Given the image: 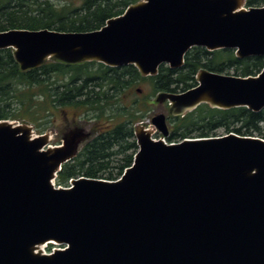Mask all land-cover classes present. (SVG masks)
<instances>
[{"label": "water", "instance_id": "1", "mask_svg": "<svg viewBox=\"0 0 264 264\" xmlns=\"http://www.w3.org/2000/svg\"><path fill=\"white\" fill-rule=\"evenodd\" d=\"M244 0H140L99 30L0 32L22 70L46 60L74 65H133L151 77L160 65H183L192 47L264 56V6ZM196 86L157 94L170 117L206 104L264 109V68L235 77L200 70ZM167 137V117L151 118ZM137 124L138 147L116 181L80 177L52 181L88 137L76 130L51 147L47 134L0 121V264H264V140L228 134L154 140ZM66 244L45 255L38 246Z\"/></svg>", "mask_w": 264, "mask_h": 264}, {"label": "trees", "instance_id": "2", "mask_svg": "<svg viewBox=\"0 0 264 264\" xmlns=\"http://www.w3.org/2000/svg\"><path fill=\"white\" fill-rule=\"evenodd\" d=\"M0 0V32L11 29L59 32L99 30L107 20L120 16L140 0ZM246 7L264 6V0H245ZM264 68V56L239 59L231 49L207 51L192 47L180 68L165 64L151 77H141L133 65L111 68L97 62L64 64L56 60L22 70L13 58V49L0 50V121H37L49 111L74 109L77 116L93 114L94 123L107 122L90 134L77 155L62 165L56 186H66L79 177L114 181L130 167L137 152L133 125L142 122L146 103L132 100L126 107L106 115V109L120 104L141 81L152 88L151 96L178 93L196 86L200 70L235 76H256ZM35 90V91H34ZM38 99V100H37ZM168 142L215 136L218 129L240 136L264 139V109L252 112L245 107L228 110L199 105L183 117H168ZM38 131L41 133L44 128Z\"/></svg>", "mask_w": 264, "mask_h": 264}, {"label": "rangeland", "instance_id": "3", "mask_svg": "<svg viewBox=\"0 0 264 264\" xmlns=\"http://www.w3.org/2000/svg\"><path fill=\"white\" fill-rule=\"evenodd\" d=\"M55 3H58V0H53ZM243 8L247 9L246 5H245V0L243 1ZM54 59H48L47 61H51ZM224 75H231V76H235L234 71L229 70V72L224 73ZM137 90H140V92H137ZM35 91V90H34ZM152 93V88L150 86V83L147 81H141L139 84H137L134 89L132 91H130L129 93H127L128 95H126L125 97H122L120 104H115L111 107H108L106 109V115H111L114 112H116L117 108H123L126 107L132 100H136L139 103H142V100L146 99L148 105H146L143 109L146 111V113L144 114V117L142 118V122H139L137 124H141L144 128L148 129L151 131V137L153 139L159 140L160 137H162L152 126H151V118L158 113H163L166 115V117H170L169 115V105L167 102H162L159 103L157 101V95L155 96H151ZM38 100V99H37ZM64 111H67L68 116L69 117H78L76 124L78 127H82L84 129H86V131L90 130L91 125L94 123V115L93 114H82L80 116H77L78 114L74 112V109L67 107L64 109ZM55 115L53 116V121L51 124H43L44 121L46 120H37V121H17V120H12V122H14L15 124H20V125H28L31 130H32V135H43V134H47L49 136V145L51 147L59 145L62 141V135H56L53 133L52 129L53 128H58L60 131H62V129L64 130V125L68 124L69 122H67L65 124V116L63 115V112L61 110L58 111H54ZM72 113V114H71ZM172 118V117H171ZM71 119V118H70ZM69 119V120H70ZM64 123V125H62ZM38 124H41L40 128H44V130L40 133L37 129ZM133 125V129L134 127L137 125ZM105 125H107V122H105L104 120H102L99 123H95V126L98 127V129L103 128ZM167 126H168V121H167ZM169 128V126H168ZM170 130V129H169ZM85 131V130H84ZM228 133L223 130V129H218L215 132V136L214 137H221L224 135H227ZM256 136V135H254ZM91 138V136H88L85 140V142L87 140H89ZM84 142V143H85ZM82 146L80 145L78 147V152L80 150ZM77 152V153H78ZM76 153V155H77ZM54 247L53 244H48L47 247L45 249H38L41 251H46L47 253L50 252L52 250V248Z\"/></svg>", "mask_w": 264, "mask_h": 264}, {"label": "flooded vegetation", "instance_id": "4", "mask_svg": "<svg viewBox=\"0 0 264 264\" xmlns=\"http://www.w3.org/2000/svg\"><path fill=\"white\" fill-rule=\"evenodd\" d=\"M137 92H140V90H137ZM142 103H146V104H148L147 103V101H146V99L144 100H142ZM62 112H63V115L65 116V124L67 123V122H69L68 124H66V125H64V123L62 124V125H64V130L62 129V131H60L58 128H53L52 129V131H53V133L54 134H56V135H62V140H63V138L64 137H66V136H68L69 134H71V133H73L74 131H76V130H79V129H82V130H85V132L88 134V136L90 135V134H93V132H97V131H99V129H98V127L97 126H95V123H93L92 125H91V127H90V130L89 131H86V129H84V128H82V127H78L77 126V124H76V121H77V119H78V117H75V118H73L72 116L71 117H69L68 116V113H67V111H64V110H61ZM50 113H49V115L48 116H46V117H44L42 120H45L44 121V123L43 124H51L52 123V119H53V116L55 115V113L54 112H52V111H49ZM72 114V113H71ZM71 118V119H70ZM70 119V120H69ZM86 140V139H85ZM85 140H83L81 143H80V145L81 146H83V144H84V142H85ZM62 142V141H61ZM79 145V146H80Z\"/></svg>", "mask_w": 264, "mask_h": 264}, {"label": "built area", "instance_id": "5", "mask_svg": "<svg viewBox=\"0 0 264 264\" xmlns=\"http://www.w3.org/2000/svg\"><path fill=\"white\" fill-rule=\"evenodd\" d=\"M161 140L164 141L163 138H161ZM69 183H70V181H69ZM45 248H46V245H45L44 249H45ZM65 249H66V246H65V245H59L58 247L53 248L51 252H53V251H55V250H65ZM42 252H43V253H46V251H42Z\"/></svg>", "mask_w": 264, "mask_h": 264}, {"label": "bare ground", "instance_id": "6", "mask_svg": "<svg viewBox=\"0 0 264 264\" xmlns=\"http://www.w3.org/2000/svg\"><path fill=\"white\" fill-rule=\"evenodd\" d=\"M144 131H145L146 133H148L149 135H151V131H150V130H148V129L145 128ZM43 246H44V245L38 246V249H42ZM39 252H41V251H39Z\"/></svg>", "mask_w": 264, "mask_h": 264}]
</instances>
